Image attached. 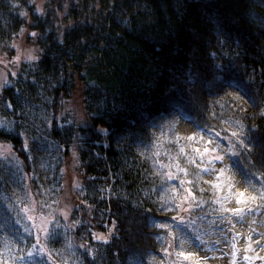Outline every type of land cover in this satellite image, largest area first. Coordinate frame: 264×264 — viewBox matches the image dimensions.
Listing matches in <instances>:
<instances>
[{"label": "trees", "instance_id": "obj_1", "mask_svg": "<svg viewBox=\"0 0 264 264\" xmlns=\"http://www.w3.org/2000/svg\"><path fill=\"white\" fill-rule=\"evenodd\" d=\"M44 8L41 15L29 0H0V42L9 43L28 24L38 52L3 84L0 107L11 130H0V140L23 162L27 187L40 201L63 192L61 158L68 160L71 145L77 147L73 208L58 219L55 236L41 243L46 264H173L180 241L155 225L182 216L211 231L225 212L215 203L216 183L200 175L193 143L154 127L174 112L187 115L196 132L237 152L228 154L261 187L264 0H48ZM78 83L83 117L69 120L63 101ZM35 144L46 149L42 171L31 166ZM168 170L177 179L168 180ZM5 171L0 164L1 211ZM181 180L193 183L181 186ZM184 188L197 198L183 203L190 211L176 207ZM200 201L206 203L193 206ZM5 223L0 258L6 240L25 255L37 242L33 228L29 236L14 217Z\"/></svg>", "mask_w": 264, "mask_h": 264}, {"label": "rangeland", "instance_id": "obj_2", "mask_svg": "<svg viewBox=\"0 0 264 264\" xmlns=\"http://www.w3.org/2000/svg\"><path fill=\"white\" fill-rule=\"evenodd\" d=\"M47 1L48 0H29L31 4H34L37 10L39 9L42 12L45 9L44 7ZM24 13L26 14L25 11ZM22 30L23 31H20L14 36L9 43L0 42V84H4L5 78H7L9 74H13L23 61L26 60V57L38 56L36 44L32 43V38L28 37L29 34L35 31L31 30L28 24L23 26ZM13 45H15V47H13ZM15 57H19V61L14 60ZM2 88H0V97L2 96ZM82 100V85L78 83L73 90L68 93V96L64 98V109L62 108L61 113L67 115L69 120L73 118H82ZM0 120L8 122L11 120L5 118L1 107ZM191 122L192 121L187 115L178 111L174 112L172 117L167 115L164 119H161L160 126L154 127V130L163 135H167L172 129L176 134H181L184 137L195 135V139L191 140V142L193 143L194 149H199L200 152H203L205 146L209 149L216 147V152H210L208 155H224V161L214 162L215 171H201L200 175L204 180L215 182L220 185L217 195L221 199L224 208L232 209L241 207L247 209L252 207V201L248 198L256 193L258 183L252 181L255 188L250 187L249 184L245 182L240 168L233 163L232 158L228 152L225 151V143H218L213 137H208L206 133L200 132L199 134L193 129ZM201 137H203V139H201ZM209 140H211L212 143L206 145V142ZM0 143L10 145L8 141L3 140H0ZM217 144L219 147H217ZM70 148V157L68 160L61 158V166L59 168L62 175L63 192L58 197L51 198L48 201H40L35 193L29 191L27 182L25 181L26 171L23 167V162L12 148V157H10L8 161H0V164L4 165L6 169L4 178L7 183V191L2 193L1 201L2 208H5V210H0V247L1 243L8 238L7 234L9 233V227H7L5 223L7 217L8 219L14 217L15 222L28 226L30 229L32 227L35 238L39 237L41 243H43L45 237L42 229L47 228L50 230L53 223H55L53 217H55V221H58L59 218L68 216L74 204L70 196L73 192H76V187L79 184L77 180L75 158L77 147L75 144H72ZM29 150L32 157L31 166L33 167L35 163L39 171L45 170L44 154L46 153V149L37 147L35 144V146L30 147ZM54 154L55 150L52 149L50 155L55 158ZM195 154L197 153L195 152ZM208 155H205L203 160H201L200 156L197 154V162L201 168L207 165ZM208 166L212 167V165ZM225 166H228L226 174L224 176H218L219 170ZM168 172L170 171L168 170ZM229 183L233 184L231 195L229 194ZM240 192L244 193L243 198L239 197ZM184 195H187L186 191L182 196ZM238 198L246 202L238 204L236 202ZM25 209H28V211H24ZM28 216H32L34 219L29 221L27 219ZM184 221L185 224L180 225V227H177L180 223L179 221L172 220L170 223L168 222L169 227H167V231L170 238L180 241V245L173 248L174 254L172 253L173 257L171 259L173 261L175 260L174 263L196 264V262L199 261V264H264V259L256 258L264 257V213L262 209L246 213L242 220L233 216L230 212H225L224 216L219 219V223L215 230L211 231L201 230L191 218H184ZM196 236H199L200 239L204 241L203 245L197 246L198 241L195 240ZM249 237H251V239H249ZM181 241H183V243H181ZM217 241H219L218 244L216 243ZM233 244L235 248H233ZM4 245H7L12 255H16L17 248L11 241L8 242V240H6ZM180 252H184L185 255L191 253V256L188 260H184L182 257L178 256ZM233 253H235V255H233ZM245 256L252 257L253 259L250 261L245 260ZM205 257H207V259H205ZM160 259L155 258L156 261ZM9 262H11V258H9ZM162 262L163 259L158 263L160 264Z\"/></svg>", "mask_w": 264, "mask_h": 264}, {"label": "snow or ice", "instance_id": "obj_3", "mask_svg": "<svg viewBox=\"0 0 264 264\" xmlns=\"http://www.w3.org/2000/svg\"><path fill=\"white\" fill-rule=\"evenodd\" d=\"M37 11H38V14H41V15L43 14L41 10L38 9ZM21 15H24V13H21ZM21 31H23V30H21ZM30 35L35 36L36 33L33 32ZM13 47H15V45H13ZM19 59H20L19 57L14 58V60H16V61H19ZM36 59H38V58L34 57V56L26 57V60L28 62H31V61L36 60ZM12 75L14 76L15 73H13ZM7 83H8V80H7V78H5L4 84H7ZM2 87H3V84H0V88H2ZM8 107H11L10 103H9ZM0 130L10 131L11 130L10 122L5 121V120H0ZM215 135L218 137L220 135V133L217 132ZM237 135L238 134L236 132L232 133V136H237ZM187 139L189 141H191V140L195 139V135L189 136V137H187ZM201 139H203V137H201ZM211 143H212V141L209 140L206 142V145L211 144ZM240 143L243 144V140H241ZM11 147H12L11 145H5L3 143H0V161H8L10 159V157H12L13 154L11 152ZM217 147H219L218 144H217ZM24 148H25V150H27V142L26 141H25ZM216 150H217L216 147L209 149L207 146L204 147L203 152H200L199 149H193V151L196 152L200 156L201 160H203L205 155H208L210 152L215 153ZM227 151L230 153V155L232 157H237L239 155L237 152L232 151V149H228ZM180 154L181 155L185 154L183 148L180 149ZM224 159H225L224 155H208L207 165L205 167L201 168V171H203V172L215 171L214 162H217V161L223 162ZM188 162L190 164L195 165V159H193V158H189ZM233 163L236 164L237 166L239 165L238 160H234ZM208 165H212V167H209ZM195 166L198 168L200 167L199 165H195ZM164 167H167V166H164ZM175 167L178 169L179 172H184L185 174H187V169L181 168L178 163L175 165ZM227 171H228V166L222 167L218 172V176H224ZM241 174L244 176L245 182L248 183L250 187L255 188V185L252 183L253 174H250L243 169L241 170ZM166 175H167L168 180L177 179V176L174 173L169 172ZM185 183L191 184V183H193V181H185V180L180 181L181 186H183ZM219 187H220L219 184L214 185V188H216L217 190L219 189ZM228 187H229V194L231 195V189L233 187V184L229 183ZM185 191L187 192V195H184L182 197L181 204L176 205V207L178 209H182L183 211H190L191 208H188V209L182 208L183 203L186 201H189V200L196 201L197 198L192 193L191 189H185ZM200 191H204V189H200ZM239 197L243 198L244 193L240 192ZM240 198H238L236 201L238 204L246 202L245 200L240 199ZM172 199H175V197H172ZM248 199H250L252 201L253 207H250L247 209L241 208V207L232 208V209L222 207L221 211L230 212V213H232L233 216H236L238 219L242 220L243 216L246 213L253 212V211H259L261 208H264V203H262L260 205H256L257 200L264 202V182H261V187L259 189H256V193L254 195H252L251 197H249ZM165 203H167V201H165ZM203 203H206V201H200V203L194 204L193 206L194 207H200V205ZM215 203H221V199L217 198L215 200ZM24 211H28V209H25ZM27 219L29 221H31L34 219V217L28 216ZM172 219L173 220H179L180 223L177 225V227H180V225L185 224L184 218L182 216H174V217H172ZM53 221L55 222V226H54L52 231H49L47 228L42 229V232L44 233L45 239H51L56 234L55 233V227H59V222L55 221V217H53ZM155 226L159 227V228L169 227V225H166V224H158ZM24 231L27 232L29 236H31L33 234L32 230L28 227H25ZM94 238L97 241H100L104 244L108 243V239L105 236H103L102 234H97ZM157 238L160 239V237H157ZM19 239L21 241H24L25 237L23 235H19ZM249 239H251V237H249ZM195 240L198 241L197 246H201L204 244V241L201 240L199 236H196ZM36 241L37 242L35 244L31 245V250L27 251L25 255H15L14 256L11 254L10 250L7 248V245H5L6 254H4L3 257L0 258V264H9V258H11V264H25V261H27V264H36L37 258H40L39 264H46V261L44 260L43 256L45 253H47V249H46V247L41 246V241H40L39 237L36 238ZM181 243H183V241H181ZM216 243L218 244L219 241H217ZM80 247L87 248L86 245H81ZM233 248H235L234 244H233ZM165 252H167V249H165ZM233 255H235V253H233ZM178 256L182 257L184 260H188L189 257L191 256V253H189L188 255H185L184 252H180V253H178ZM256 258L264 259V257H256ZM205 259H207V257H205ZM244 259L250 261L253 258L245 256ZM65 264H67V261H65ZM196 264H199V261H197Z\"/></svg>", "mask_w": 264, "mask_h": 264}, {"label": "water", "instance_id": "obj_4", "mask_svg": "<svg viewBox=\"0 0 264 264\" xmlns=\"http://www.w3.org/2000/svg\"><path fill=\"white\" fill-rule=\"evenodd\" d=\"M110 4L113 5V2L111 1Z\"/></svg>", "mask_w": 264, "mask_h": 264}]
</instances>
